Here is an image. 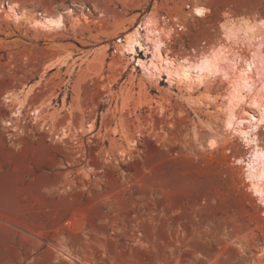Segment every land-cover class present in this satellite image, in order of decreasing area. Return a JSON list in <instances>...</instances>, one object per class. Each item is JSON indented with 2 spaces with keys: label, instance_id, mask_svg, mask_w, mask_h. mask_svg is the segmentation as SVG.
<instances>
[{
  "label": "rangeland",
  "instance_id": "obj_1",
  "mask_svg": "<svg viewBox=\"0 0 264 264\" xmlns=\"http://www.w3.org/2000/svg\"><path fill=\"white\" fill-rule=\"evenodd\" d=\"M8 2L76 14L51 33L0 17V264H263L264 206L236 164L250 150L223 132L218 111L228 81L195 87L206 99L197 106L166 76H146L116 43L154 9L176 29L172 56L199 52L203 41L219 43L228 14L264 17V0L0 5ZM195 5L207 14L190 17ZM8 93L26 99L21 116L11 117ZM258 131L264 145V125ZM211 139L219 145L210 148Z\"/></svg>",
  "mask_w": 264,
  "mask_h": 264
},
{
  "label": "bare ground",
  "instance_id": "obj_2",
  "mask_svg": "<svg viewBox=\"0 0 264 264\" xmlns=\"http://www.w3.org/2000/svg\"><path fill=\"white\" fill-rule=\"evenodd\" d=\"M208 10L195 5L189 16L203 17ZM198 11L202 14L198 15ZM64 14L72 16L76 12L68 8L57 15H50L30 12L17 2L0 5V17L6 22L33 28L38 33L64 29ZM83 15L89 20L85 13ZM168 22L166 17H159L152 9L142 23L134 26L116 43V52L129 56L130 61L137 63L149 78L158 81L160 77L166 76L171 84L182 86L188 101L197 106H205L206 99L196 96L195 87H206L216 78L228 81V94L222 97L221 105L218 106V111L224 113L223 132L238 136L250 150L249 156L236 159V164L244 166L248 189L264 206V145L258 134L259 128L264 125V17H234L228 14L220 24L222 36L218 44L184 56H172L169 44L176 29L169 26ZM139 52H144L147 60L138 58ZM31 91L32 88L24 95L27 97ZM207 96L209 103L217 101ZM4 100L13 106L11 117L21 116L25 98L21 99L18 93H8ZM31 113L34 119H41L44 109L42 106L36 107ZM8 125L13 126V122L8 121ZM66 135L67 130H62V136L58 138L64 139ZM218 145L215 139L209 141L210 148Z\"/></svg>",
  "mask_w": 264,
  "mask_h": 264
},
{
  "label": "built area",
  "instance_id": "obj_3",
  "mask_svg": "<svg viewBox=\"0 0 264 264\" xmlns=\"http://www.w3.org/2000/svg\"><path fill=\"white\" fill-rule=\"evenodd\" d=\"M178 28H180V30H182L183 28H184V26H178ZM207 47H209V44H208V42L207 41H203L202 42V45H200L199 46V50L201 49H204V48H207ZM192 50H194L193 48H192ZM11 127V125L9 126H6V128H10ZM7 131L5 132V134H6V137H7V140H8V143H10V142H12L13 140H14V137L12 136V132L9 130V129H6ZM14 134V133H13Z\"/></svg>",
  "mask_w": 264,
  "mask_h": 264
},
{
  "label": "snow or ice",
  "instance_id": "obj_4",
  "mask_svg": "<svg viewBox=\"0 0 264 264\" xmlns=\"http://www.w3.org/2000/svg\"><path fill=\"white\" fill-rule=\"evenodd\" d=\"M197 14L199 15V14H202V13H200V12L198 11V13H197ZM213 143H215V142H213Z\"/></svg>",
  "mask_w": 264,
  "mask_h": 264
}]
</instances>
